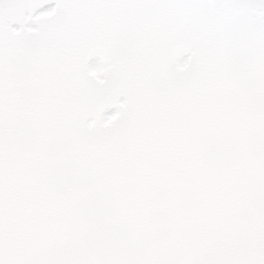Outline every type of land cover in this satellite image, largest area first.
<instances>
[{"label":"snow or ice","instance_id":"6c2138e0","mask_svg":"<svg viewBox=\"0 0 264 264\" xmlns=\"http://www.w3.org/2000/svg\"><path fill=\"white\" fill-rule=\"evenodd\" d=\"M0 264H264V0H0Z\"/></svg>","mask_w":264,"mask_h":264}]
</instances>
